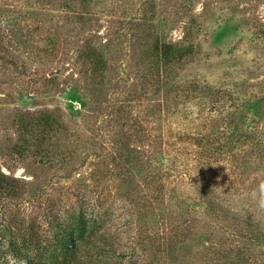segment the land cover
Here are the masks:
<instances>
[{"label":"rangeland","instance_id":"rangeland-1","mask_svg":"<svg viewBox=\"0 0 264 264\" xmlns=\"http://www.w3.org/2000/svg\"><path fill=\"white\" fill-rule=\"evenodd\" d=\"M158 35L191 45L192 59L161 65ZM0 36L14 64L0 68V166L26 182L0 203V264H28L25 254L40 264H208L228 254L195 256L205 240L264 264V240L239 228L253 214L264 230V0H0ZM91 47L106 62L91 63ZM19 106L60 108L63 126L42 136L47 155L14 147ZM160 174L177 193L163 203ZM202 186L229 214L204 215L208 234L164 252L161 204L176 209L178 194ZM73 223L77 245L65 253ZM18 236L29 253H17Z\"/></svg>","mask_w":264,"mask_h":264},{"label":"trees","instance_id":"trees-1","mask_svg":"<svg viewBox=\"0 0 264 264\" xmlns=\"http://www.w3.org/2000/svg\"><path fill=\"white\" fill-rule=\"evenodd\" d=\"M83 1V0H82ZM86 1V0H84ZM4 37L0 36V68L12 67L14 66L13 61L9 56V49H3L1 46ZM180 41H167L165 38L158 35V43L156 44L158 59L161 65H167L171 62L179 63L182 66L184 63L190 61L194 55V50L191 45L183 44ZM91 63L97 65L106 62V56L103 51L96 50L91 47L84 51V54ZM8 58V59H7ZM59 107L53 108H40V109H23L18 107L16 112V123H17V135L16 141L14 142V147L18 152L30 151L43 156L49 153V147L43 144L42 136L50 134L53 130H58L63 126V116L60 112ZM159 189H158V203H163L170 197H175V194L170 196V192L166 190L163 175H158ZM26 182L17 176L11 175L5 172L0 166V203L10 201L11 199H16L21 196L24 190ZM178 199L176 201V209L170 210L169 207L162 205V210L158 213V224H159V238L161 239L160 245H163L162 250L166 253H173L172 248H176L180 243L181 245L188 244L192 242L195 237L200 235V232L208 234V229L205 226L204 215H211L215 219H221L229 214L228 209H223L220 205L219 195L213 189L207 186H202L195 194L188 193L185 198L178 194L176 196ZM180 203L186 205L185 210H181ZM181 210V211H180ZM169 212L177 213V215L170 216ZM175 213V214H176ZM82 214L80 221L84 222ZM79 221V220H78ZM80 223V222H79ZM243 224V225H242ZM73 226H68L64 228L66 236L60 240V244L65 253H71L72 247L77 245V237L75 233L79 230V224ZM244 227L247 229L249 227L254 240L260 238L264 240V230L257 225L254 215L247 214L244 218L239 228ZM74 227V229H71ZM70 228V229H69ZM234 229V227L232 226ZM236 228V226H235ZM71 231V232H70ZM166 232V234H165ZM215 232V231H214ZM216 235H219L216 233ZM239 235V234H238ZM240 236V235H239ZM163 238V239H162ZM166 238V243L164 239ZM26 236H18L16 239V250L17 253H29L30 247L25 246ZM24 243V247L21 245ZM209 244V243H207ZM206 240L202 244V249L196 251L195 256H200V259H205V254L203 253H228L224 256H217L216 258L211 257L208 259V264H249L250 260H242L241 254H235L236 248L226 250V248L214 250L213 245H207ZM38 249L40 250L39 246ZM238 256L240 260L235 263L233 260ZM28 261V264H40L37 262L36 258L31 255H24ZM224 260V262L222 261ZM56 261V260H55ZM242 262V263H241ZM46 264V263H42ZM65 264V262L63 263Z\"/></svg>","mask_w":264,"mask_h":264}]
</instances>
